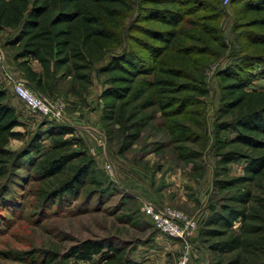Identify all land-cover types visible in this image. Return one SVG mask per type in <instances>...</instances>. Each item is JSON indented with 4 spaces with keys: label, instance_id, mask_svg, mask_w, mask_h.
Here are the masks:
<instances>
[{
    "label": "trees",
    "instance_id": "trees-1",
    "mask_svg": "<svg viewBox=\"0 0 264 264\" xmlns=\"http://www.w3.org/2000/svg\"><path fill=\"white\" fill-rule=\"evenodd\" d=\"M229 4L227 38L221 0H0V47L25 85L47 99L85 104L97 80L98 123L115 155L143 142L146 154L171 158L191 179L209 168L211 200L196 232L209 264H264V89L249 88L264 76V0ZM216 62L209 121L206 71ZM16 98L0 87L4 209L15 212L13 186L42 211L100 194L95 163L73 127L26 117ZM64 256L131 264L107 239L81 240Z\"/></svg>",
    "mask_w": 264,
    "mask_h": 264
},
{
    "label": "rangeland",
    "instance_id": "rangeland-1",
    "mask_svg": "<svg viewBox=\"0 0 264 264\" xmlns=\"http://www.w3.org/2000/svg\"><path fill=\"white\" fill-rule=\"evenodd\" d=\"M221 5L224 15L219 24L225 36L230 38L232 9L229 0H221ZM1 51L0 87L13 93L4 70L15 79L19 77L5 51L2 48ZM217 65V62L209 65L206 71L210 87L206 98L209 121L217 105V86L213 78ZM254 69L258 67L254 66ZM249 88L264 89V76L256 77ZM100 89V84L94 80L85 104L58 98L63 101V108L60 118L55 120L73 127L74 135L83 139L85 150L95 163V177L101 181L102 192L90 198L81 193L66 205H53L42 211L32 207V196L27 190L13 186L12 191L18 196V201L12 204L15 212L12 214L4 209L0 200V264H91V261L64 256L72 245L84 239H107L124 247L131 264H178L184 253L188 256L186 264H209L207 252L196 238L197 223L211 200L209 168L203 178L191 179L188 169L175 165L171 158L146 154L141 146L143 142L125 157L115 155L108 148L98 123L96 98ZM16 100L25 109L26 117L35 121L45 117L31 112L20 99ZM20 145L17 140L10 143L13 149ZM231 167L232 173H238L239 163ZM9 198L14 200L12 195ZM145 204L156 209L169 207L179 211L194 220L196 227L186 241L174 239L155 226L142 210ZM50 255L52 260L46 263ZM97 257L94 255L92 259Z\"/></svg>",
    "mask_w": 264,
    "mask_h": 264
},
{
    "label": "built area",
    "instance_id": "built-area-1",
    "mask_svg": "<svg viewBox=\"0 0 264 264\" xmlns=\"http://www.w3.org/2000/svg\"><path fill=\"white\" fill-rule=\"evenodd\" d=\"M0 66H3V53L1 48ZM4 74L7 82L11 85L13 93L22 100L31 112L47 116L49 119L60 118V111L63 108V101L61 99H47L27 87L23 79H15L6 70H4ZM142 210L151 218L155 226L162 233L174 239L186 241L189 233L196 227L194 220L187 218L183 213L170 209L169 207L156 209L151 204H145ZM187 257V254L184 253L178 261V264H186Z\"/></svg>",
    "mask_w": 264,
    "mask_h": 264
},
{
    "label": "crops",
    "instance_id": "crops-1",
    "mask_svg": "<svg viewBox=\"0 0 264 264\" xmlns=\"http://www.w3.org/2000/svg\"><path fill=\"white\" fill-rule=\"evenodd\" d=\"M34 67L37 68V69L39 68L37 63H34ZM14 70H15L16 74L18 75V77L23 79L22 73L19 70H16V69H14Z\"/></svg>",
    "mask_w": 264,
    "mask_h": 264
}]
</instances>
